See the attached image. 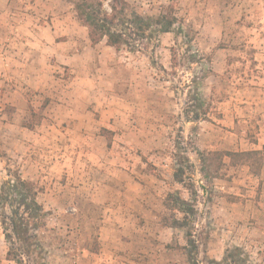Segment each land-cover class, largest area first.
<instances>
[{"label": "rangeland", "instance_id": "374dc122", "mask_svg": "<svg viewBox=\"0 0 264 264\" xmlns=\"http://www.w3.org/2000/svg\"><path fill=\"white\" fill-rule=\"evenodd\" d=\"M73 1L0 0V184L17 171L39 189L48 264H190L187 230L201 260L238 246L264 264V167L225 158L207 180L196 153L264 145V0H126L171 4L181 26L136 51L92 44ZM175 191L185 227L169 226ZM6 249L0 231L15 264Z\"/></svg>", "mask_w": 264, "mask_h": 264}, {"label": "trees", "instance_id": "16d2710c", "mask_svg": "<svg viewBox=\"0 0 264 264\" xmlns=\"http://www.w3.org/2000/svg\"><path fill=\"white\" fill-rule=\"evenodd\" d=\"M73 7L76 18L87 28L92 44L104 40L107 45L117 49L125 46L129 51H136L142 42L157 39L159 34L173 30L181 32L179 18L171 4L162 6L154 15L137 12L126 0H109L107 7L102 0H74ZM194 85L192 100L200 102L197 82ZM201 115L206 117V111H202ZM201 117L195 112L190 120ZM26 127L32 128V124ZM196 153L199 172L207 180L220 178L225 158L231 165H247L255 175L264 167V145L260 149L197 150ZM184 173V166L176 164L173 180L183 185L190 184L185 181ZM8 174L12 177L0 184V231L7 242L6 259L15 264H48L39 231L46 226L50 212L37 200L39 189L33 181L23 178L17 171ZM177 193H167L166 207L172 202L170 207L182 211L183 217H174L169 226L185 227L190 219L188 211L190 214L194 212V204H189ZM163 222L167 223L166 219ZM186 235L187 244L184 248L190 264H259L252 262L249 254L238 246L226 248L220 260H201L191 230H187Z\"/></svg>", "mask_w": 264, "mask_h": 264}]
</instances>
